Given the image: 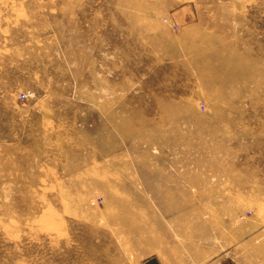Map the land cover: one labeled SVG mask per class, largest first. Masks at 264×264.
Here are the masks:
<instances>
[{"label": "rangeland", "instance_id": "1", "mask_svg": "<svg viewBox=\"0 0 264 264\" xmlns=\"http://www.w3.org/2000/svg\"><path fill=\"white\" fill-rule=\"evenodd\" d=\"M229 248L264 264V0H0V264Z\"/></svg>", "mask_w": 264, "mask_h": 264}, {"label": "crops", "instance_id": "2", "mask_svg": "<svg viewBox=\"0 0 264 264\" xmlns=\"http://www.w3.org/2000/svg\"><path fill=\"white\" fill-rule=\"evenodd\" d=\"M240 253V249L229 248L225 254L221 257V264H238L237 263V254ZM144 264H158L156 258H148Z\"/></svg>", "mask_w": 264, "mask_h": 264}, {"label": "built area", "instance_id": "3", "mask_svg": "<svg viewBox=\"0 0 264 264\" xmlns=\"http://www.w3.org/2000/svg\"><path fill=\"white\" fill-rule=\"evenodd\" d=\"M20 97L25 98V97H27V94L25 92H21Z\"/></svg>", "mask_w": 264, "mask_h": 264}]
</instances>
